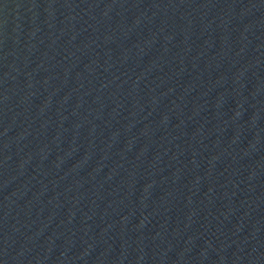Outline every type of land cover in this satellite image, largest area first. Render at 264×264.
I'll return each instance as SVG.
<instances>
[{
  "label": "water",
  "instance_id": "water-1",
  "mask_svg": "<svg viewBox=\"0 0 264 264\" xmlns=\"http://www.w3.org/2000/svg\"><path fill=\"white\" fill-rule=\"evenodd\" d=\"M0 264H264V0H0Z\"/></svg>",
  "mask_w": 264,
  "mask_h": 264
}]
</instances>
